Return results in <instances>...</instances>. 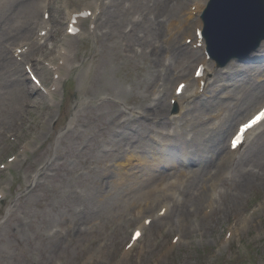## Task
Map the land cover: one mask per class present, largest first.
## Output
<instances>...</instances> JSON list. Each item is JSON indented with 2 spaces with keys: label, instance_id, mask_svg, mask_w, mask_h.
<instances>
[{
  "label": "rangeland",
  "instance_id": "374dc122",
  "mask_svg": "<svg viewBox=\"0 0 264 264\" xmlns=\"http://www.w3.org/2000/svg\"><path fill=\"white\" fill-rule=\"evenodd\" d=\"M20 1L9 0L0 7V264H264V123L243 147L229 148V137L239 122L264 99V84L247 93L240 85L231 86L229 80L238 75L237 61L232 63L231 75L222 74L219 82H213L218 71L227 72L230 67L218 68L202 48H193L199 26L191 32L180 31L175 38L168 30L161 34V43L168 47L163 51L170 54L165 53L160 67L162 62L155 64L144 51L145 40L128 31L139 8L128 10L118 0L107 4L109 0H101L104 10L94 30L91 18L84 21L78 36L67 34V10L80 11L93 0H51L50 40L44 46H32L20 61L13 56L14 47L36 35L33 22L41 18L43 0H27L23 5ZM194 1L183 6L187 13ZM160 7L153 6L151 15L165 19L168 27L171 6ZM171 40L193 51L179 49L178 53L189 52L193 58L186 66L178 62L171 66ZM63 48L71 52L68 64L59 55ZM253 56L248 62L255 67L257 57ZM52 58L57 67L63 66L59 79L49 64ZM201 61L210 70L211 88L216 84L217 89L201 100H186L187 91L177 103L176 114L183 115L178 118L172 113L175 85L193 77ZM28 64L42 80V88L28 79ZM253 73L258 76L259 71ZM260 76L264 78V71ZM166 105H170L169 119L158 122L151 116L153 109ZM198 115L202 118L196 119ZM227 128L221 144L224 150L206 180L210 188L217 183L213 199L217 209L210 211L207 200L201 199L181 221L174 212L159 211L166 202L171 207L176 199L184 200L185 190L200 172L192 170V160L187 167L190 155L195 153L199 160L208 146L202 142L220 132L222 137ZM178 140L191 153L175 152L178 168L163 169L140 188L133 178L137 179V167L144 160L127 166L126 154L153 159L160 149L171 152L170 144ZM111 147L112 151L105 150ZM120 163H126L123 169L133 179L129 186L115 183ZM167 186L166 196L160 195ZM151 190L149 208L127 200ZM158 213L159 218L145 223V217ZM174 223H180V228ZM137 228H142L143 235L130 245Z\"/></svg>",
  "mask_w": 264,
  "mask_h": 264
},
{
  "label": "bare ground",
  "instance_id": "6f19581e",
  "mask_svg": "<svg viewBox=\"0 0 264 264\" xmlns=\"http://www.w3.org/2000/svg\"><path fill=\"white\" fill-rule=\"evenodd\" d=\"M5 1L6 0H2V4H0V7L1 6L4 7V6H7L9 4L8 3L9 0H7L6 2ZM111 1L112 0L106 1L105 4L110 3ZM118 1L122 2V6L124 5V3L127 4L128 7H129L128 10H130L131 8L135 7V5H137V7L139 8L138 16H137L136 19L133 20L131 28L128 29V31L129 32H137L138 36L140 37V39H144L145 40L143 42V44H142L143 48H144V51L148 52V54L150 56L152 55V61L155 64L162 62V64L160 65V67H162V66H164V59H163L164 55H165V53H169L170 54V51H166V52L163 51L165 48L167 50L168 47L164 48V44L161 43L162 42L161 34H163L165 31L168 30V32L171 33V36H174L173 38H175V37H177L179 35L180 31L184 30V31L191 32L192 28L197 25V23L193 22V19L195 18V15H193V13L201 12V10L203 8V5H204L206 0H195L193 2L194 6L191 8L189 13H187V11H185L184 8L186 7V5L188 4V2L190 0L189 1L185 0V4H184V0H118ZM211 1H210V3H211ZM22 3L26 4L27 0H21L20 4H22ZM92 3L96 6V12L93 11V16H94V14L96 16L97 11L101 10V8H102V2H101V0H93V1H91V4ZM210 3H209V5H210ZM153 6H162L160 8L170 7L171 6V24H169L168 27H166L164 25V23H163V22H165V19H161V18L158 19L156 16L151 15L152 14L151 10H152ZM183 6H184V8H183ZM86 8L84 9V11H87ZM193 8H194V10H197V11H193L192 10ZM114 11L117 12V10L115 8H114ZM70 19H71V15H70ZM42 22H44V21H42L41 19H37L35 21V25H36V27H40L43 30L45 28V26H43V25L41 26ZM41 29H39V31ZM242 33H244V31H242L240 28H237L236 30H232L230 32H227V31L224 32V37L225 38H228V37H235L236 38L238 35H240ZM156 38H158L160 40H156L155 41ZM26 40H27V43H26L27 45L26 46L31 47V46H34L36 44L37 38H34V39L27 38ZM29 40H32V41L29 42ZM24 41L25 40L19 42V44L23 43ZM173 41L174 40H171V45H170L171 53L173 54V57H174V61L172 62L171 66L173 64H176L177 62L179 63L178 65L186 66V64L188 62H190V59H193V58H191V55L189 54V52H184V53L180 52V53H178L179 49H182V50H185V51H190L191 53L193 51L188 49V48H186V47H183L182 45H180V43L178 44V42H173ZM144 45H146V46H144ZM263 48H264V41H263L261 46L256 51L252 52L244 60H235V61H237V63H235L236 66H234V64L233 65L230 64L229 65L230 66V70L229 71H227V72L218 71V74H216L215 79H214L213 82H217V81L219 82L220 80L218 78H219V76H222V74H225V75H228V76L231 75L230 72H231V69L234 66L236 68L235 71L238 72V75L232 77L229 80V81L232 82L231 86L240 85V88L241 87H242V89L246 88V93H247L249 90L251 91L255 87L261 86L262 84H264V78H262L260 76L261 70L264 71V50H263ZM69 52L70 51L66 52L64 49H62V51L60 52L61 56L64 57L65 62H68ZM253 55H255L257 57V58H255V61L257 62V65H255V67L249 65V63L251 61L248 62L249 60H251L254 57ZM234 62H232V63H234ZM178 65L175 67V70L179 69L180 66H178ZM238 66H240V67H238ZM254 70L255 71H259L258 76H256V73H253ZM205 75H206V71L204 72V77H202V79L205 78ZM194 80H196L195 77H194V79H192V81H194ZM200 80L201 79H198V81H200ZM245 80H247L248 83L247 82L241 83L242 81H245ZM251 80L258 81L257 82L258 84L251 87L250 84H249V82ZM181 82H185L186 83L184 85V87H185L184 89L187 91L188 90V83L185 80H182ZM210 82H211L210 80H207L205 82V85H204V88H203V91H204L203 93H199L201 91L202 86H201V83L198 82L197 88L194 91H192L186 97V100L187 99H199V100H201V98H204V97L208 98L209 97V94H208L209 90L211 91V90L217 89L216 88V84H214L213 87L211 88L212 84H210ZM227 82L228 81H226L225 83L220 85V87L225 85ZM206 88H207V90L205 91ZM232 92H234V91L230 90L228 95L232 96ZM237 95L238 94L236 93V96ZM175 98L177 100L179 97L176 96ZM250 104L251 103H248L246 105V108ZM168 108L170 109V105H168V106L166 105L165 107H162V108L153 109V113L151 114V116L153 118H155L158 122H161L162 119H164V120L169 119V116L167 117ZM245 109H242L239 112V115ZM187 112H189V110H186V113ZM142 114H144V113H142ZM145 115H147L146 117L149 118L150 114L149 115L145 114ZM182 116L183 115L180 114L179 118H182ZM197 118H202V117L198 115V116H196V119ZM196 119H195L194 124L196 123ZM189 120L190 119H188L186 121H183L182 125H185V123L187 121H189ZM233 121H234V118H233ZM232 122L230 123L229 126L232 125ZM122 123H124V121H120L119 122V124H122ZM202 123H203V121L201 119H199L198 120V124H202ZM229 130H230V128L222 130L223 134H222V137H220V138H219V135H220L221 132L218 133V135L214 139H208V140L205 139L202 143H205V144L208 143V146L206 147L207 150H206L205 154L204 153L201 154L199 160H197V158H195V153L190 155V158L188 159L189 163H188L187 167L190 165V162L192 160L193 163L191 164V166H194L192 168V170L195 171L196 169H198L200 172L197 175L195 174L197 177L195 176L194 181L196 180V182H193L191 187H189V189L185 190L187 192V195L184 197V200L181 199L182 201L180 202V200L176 199L174 201V204L171 205V207H167L168 206V202H166V204L163 207H167V209H168L167 210V214H170V213L172 214L174 212V214L177 215L178 221H181V218L183 216H185L186 213H188L187 211L192 206H196V207L198 206V204L201 202V199L207 200L206 207H208V206H212L213 207V205L211 203H209V202H213L212 196H214L213 194H214V191L216 190L215 186H216L217 183L213 184L212 187L210 188L209 187V182H206V180H209L208 177L210 176V173L212 171V165H214L216 163V161L218 160L219 155L224 150V148L223 149L221 148V144H222V140L226 139ZM172 132L175 133V134H172V135H174L176 137L178 131L174 130ZM156 134L161 135V133H156ZM165 135H170V134L169 133H165ZM121 139L125 140V138H121ZM112 143L115 144V141L113 139L111 141V144ZM170 145H171V152L169 151V152L166 153V152H164L163 150L160 149L158 151V153L159 152H161V153L158 156L154 157L153 159H149V158L148 159L147 158L144 159V157H147V156L143 155V154H139V155H137V154H126L125 160H127V163H128L127 166H129V165H131V166L138 165V164H134L133 163L134 160H139V161L144 160L143 165L137 167L138 173H139L136 176L137 179L135 177L133 178L134 182H137V184H141L140 188H142L145 184H148L151 181H153L156 178V176L159 173H161V171L163 169H167V168H171V167L175 168V169L178 168L177 160L174 157V153L175 152H183V153H187V154L191 153L188 150V146L184 142H182L181 140H178L175 143H171ZM167 147L169 148V145ZM224 147H225V145H224ZM105 150L112 151V147L110 149H105ZM105 150L102 149V151H105ZM125 152L128 153L129 149L125 150ZM192 152H195V150L193 149ZM106 153L107 152H104L103 155H101V157H103ZM157 157H158V159H157ZM125 164L126 163H124V165ZM124 165L122 163L117 164V167H118V171L117 172L119 173L118 180L115 181L117 186H121V185L127 184V183H128L127 185L129 186L131 184L130 182L133 180L130 177L131 175L127 172V170L123 169ZM181 175L185 176L186 173L184 171H181ZM189 176H192V174L189 175ZM130 179H132V180L130 181ZM128 180H129V182H128ZM205 182L207 183V185L205 184ZM169 188L170 187L167 186L165 189H163L161 191L160 195L166 196L164 192L166 190H168ZM159 189L160 188H156V191L159 190ZM210 190H211L212 194H211V192L209 194ZM152 192L153 191L151 190L149 193H145L143 196H139V198H137V199H136V196L133 195L132 197H129L127 200L130 202V204L131 203L133 205L137 204V206H141V207L142 206H146L147 208H149V207H151V203L149 201V199H150L149 197L151 196ZM160 197H162V196H160ZM174 197H175L174 195L171 196V198H174ZM188 204H189V206H188ZM216 209L217 208L214 206L213 210H216ZM174 225H175V227L180 228V226H179L180 223H174ZM175 227H173V228H175Z\"/></svg>",
  "mask_w": 264,
  "mask_h": 264
},
{
  "label": "water",
  "instance_id": "95a60500",
  "mask_svg": "<svg viewBox=\"0 0 264 264\" xmlns=\"http://www.w3.org/2000/svg\"><path fill=\"white\" fill-rule=\"evenodd\" d=\"M203 19L209 52L221 66L245 56L264 39V0H212ZM237 28L244 33L224 37Z\"/></svg>",
  "mask_w": 264,
  "mask_h": 264
}]
</instances>
